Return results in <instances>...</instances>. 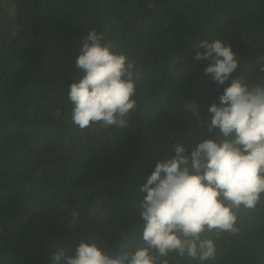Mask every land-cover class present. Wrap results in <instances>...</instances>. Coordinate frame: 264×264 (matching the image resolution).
I'll return each instance as SVG.
<instances>
[{
	"label": "trees",
	"instance_id": "trees-1",
	"mask_svg": "<svg viewBox=\"0 0 264 264\" xmlns=\"http://www.w3.org/2000/svg\"><path fill=\"white\" fill-rule=\"evenodd\" d=\"M93 29L135 64L137 107L123 128L71 121L67 92ZM215 39L239 62L220 87L194 58ZM261 57L264 0H0V264H55L81 241L109 255L143 246L141 186L174 145L190 155L223 139L208 109L233 78L264 85ZM236 211L237 233L201 235L215 242L214 260L153 250L156 264H264V194Z\"/></svg>",
	"mask_w": 264,
	"mask_h": 264
},
{
	"label": "clouds",
	"instance_id": "clouds-1",
	"mask_svg": "<svg viewBox=\"0 0 264 264\" xmlns=\"http://www.w3.org/2000/svg\"><path fill=\"white\" fill-rule=\"evenodd\" d=\"M82 40L75 64L83 76L67 92L72 123L81 130L94 124L128 126L137 107L134 61L116 52L95 29ZM194 47L195 60L209 62L205 74L212 75L217 87L225 85L239 63L231 46L215 39ZM218 100L208 109V127L219 128L223 139H205L190 155L182 144L174 145L175 155L158 161L141 186L146 193L139 205L143 246L109 255L97 243L81 241L74 256L54 253L55 264L61 258L65 264H156L153 250L164 258L175 253L201 262L215 259L216 244L201 239L202 233H237L236 210L254 208L264 194V85L249 88L233 78ZM185 108L199 115L195 101Z\"/></svg>",
	"mask_w": 264,
	"mask_h": 264
}]
</instances>
